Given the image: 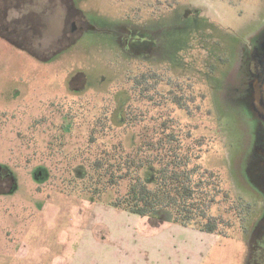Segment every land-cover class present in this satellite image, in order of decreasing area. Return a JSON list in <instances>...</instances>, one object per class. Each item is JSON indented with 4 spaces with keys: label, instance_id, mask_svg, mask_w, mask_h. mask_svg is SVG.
Wrapping results in <instances>:
<instances>
[{
    "label": "rangeland",
    "instance_id": "1",
    "mask_svg": "<svg viewBox=\"0 0 264 264\" xmlns=\"http://www.w3.org/2000/svg\"><path fill=\"white\" fill-rule=\"evenodd\" d=\"M15 2H5L9 16L31 27L27 45L36 55L0 34V264H250L264 195L246 170L256 125L238 72L248 37L263 29L264 8L242 32L227 33L185 0H73L82 15L64 8L70 0ZM127 29L152 39L153 49L128 54ZM147 71L158 75L160 92L180 82L193 96L192 115L166 107L183 124L198 122L201 163L230 195L212 209L229 222L217 233L176 224L168 209L141 217L111 207L114 190L99 202L80 182L99 152L114 145L128 152L138 142L140 127L125 120L129 80ZM156 172L140 174L154 186Z\"/></svg>",
    "mask_w": 264,
    "mask_h": 264
},
{
    "label": "trees",
    "instance_id": "2",
    "mask_svg": "<svg viewBox=\"0 0 264 264\" xmlns=\"http://www.w3.org/2000/svg\"><path fill=\"white\" fill-rule=\"evenodd\" d=\"M9 31L0 28V34L17 47L33 50L18 40L15 31L13 36ZM157 76L147 71L129 80L131 102L126 107L125 120L128 127H140L134 148L125 152L120 145H114L113 150H102L90 159L80 182L99 202L107 191L114 190L116 196L108 203L111 207L141 217L168 209L176 224L197 223L198 229L217 233L222 222H229L214 215L212 209L220 194L225 202L230 195L218 183L219 175L201 163L206 143L202 136L193 134L198 122L183 124L166 107L171 102L192 115L189 100L193 96L186 93L180 82L167 93L160 92L161 80ZM143 121L146 122L142 124ZM153 166L157 172L151 179L155 184L150 186L140 171ZM124 181L127 189L122 192Z\"/></svg>",
    "mask_w": 264,
    "mask_h": 264
},
{
    "label": "flooded vegetation",
    "instance_id": "3",
    "mask_svg": "<svg viewBox=\"0 0 264 264\" xmlns=\"http://www.w3.org/2000/svg\"><path fill=\"white\" fill-rule=\"evenodd\" d=\"M2 1H4L3 5L1 4ZM15 1V3H17L18 0ZM70 1L71 5L68 7L64 5V8L69 10V14L70 12H73L74 14L78 13L82 15V12L79 11V9L74 5L73 0ZM5 2L7 3V0H0V28L4 30H10V35L12 36L13 31H15V34L18 36L17 38L21 43L29 44L33 39L31 27L21 25L20 23L23 20L21 17L19 18L17 16L15 18H10L9 15L12 10L9 9V6L6 5ZM31 8L33 7L31 6ZM40 11L31 10V12L36 13H40ZM13 22L18 23V25H20L19 28H11L10 25ZM74 22L76 23V20H74ZM74 22L72 23L73 31L77 29V26ZM84 22L86 25H88L87 21L84 20ZM90 27L91 25L87 26L86 28L80 27L79 30L82 32L84 29H89ZM262 27L263 29L260 32L251 34L248 37V41L245 45V50L247 52L243 62L241 63V70L238 73L240 74V77L242 76L243 83H246V86L243 88L242 92L244 95H248L246 96L248 97L247 102L243 106L244 109H246L245 114L250 122H254L256 125L253 139V148L251 149L252 156L250 157L246 170L250 182L264 195V23ZM122 37L124 50L131 56L138 57V53L142 52V49L148 51L153 49L154 43L152 42V39H150L151 42L140 41V39L143 37L138 33V31L134 29H127L124 36ZM139 57L143 58L142 56ZM257 84L260 92V110L256 108L255 104L256 93L254 87ZM262 202L264 208V198H262ZM250 249V264H264V214L258 222L256 233L251 240Z\"/></svg>",
    "mask_w": 264,
    "mask_h": 264
},
{
    "label": "clouds",
    "instance_id": "4",
    "mask_svg": "<svg viewBox=\"0 0 264 264\" xmlns=\"http://www.w3.org/2000/svg\"><path fill=\"white\" fill-rule=\"evenodd\" d=\"M209 24L227 33L242 32L249 17L259 8H264V0H241L229 6L220 0H185ZM239 13V15H237Z\"/></svg>",
    "mask_w": 264,
    "mask_h": 264
},
{
    "label": "water",
    "instance_id": "5",
    "mask_svg": "<svg viewBox=\"0 0 264 264\" xmlns=\"http://www.w3.org/2000/svg\"><path fill=\"white\" fill-rule=\"evenodd\" d=\"M255 93H256V99H255V104H256V108L258 109V110H260L261 109V105H260V92H259V89H258V84L257 85H255Z\"/></svg>",
    "mask_w": 264,
    "mask_h": 264
},
{
    "label": "crops",
    "instance_id": "6",
    "mask_svg": "<svg viewBox=\"0 0 264 264\" xmlns=\"http://www.w3.org/2000/svg\"><path fill=\"white\" fill-rule=\"evenodd\" d=\"M20 49H22V48H20ZM133 214V213H132ZM137 215V214H136ZM139 216V215H138Z\"/></svg>",
    "mask_w": 264,
    "mask_h": 264
}]
</instances>
